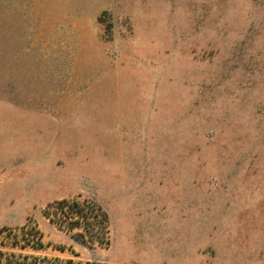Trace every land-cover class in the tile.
<instances>
[{"label": "rangeland", "instance_id": "rangeland-1", "mask_svg": "<svg viewBox=\"0 0 264 264\" xmlns=\"http://www.w3.org/2000/svg\"><path fill=\"white\" fill-rule=\"evenodd\" d=\"M0 250L264 264V0H0Z\"/></svg>", "mask_w": 264, "mask_h": 264}, {"label": "trees", "instance_id": "trees-1", "mask_svg": "<svg viewBox=\"0 0 264 264\" xmlns=\"http://www.w3.org/2000/svg\"><path fill=\"white\" fill-rule=\"evenodd\" d=\"M68 204V208L71 209V213L78 214L80 213V216L83 215V209L84 205L80 204L79 202H73L69 203L65 201ZM75 210V211H72ZM104 216V217H103ZM106 214L104 213L102 215L103 218V224L106 221ZM77 222V221H76ZM15 253H5L0 250V264H73V261L71 259H67L66 261H61L58 257L48 259L47 257H40V256H34L33 261L26 263L25 261H18L15 259ZM25 258L26 256H22ZM84 264H99L94 262H86ZM100 264H107V263H100Z\"/></svg>", "mask_w": 264, "mask_h": 264}]
</instances>
